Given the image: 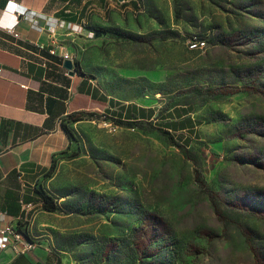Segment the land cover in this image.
<instances>
[{"label": "rangeland", "instance_id": "rangeland-1", "mask_svg": "<svg viewBox=\"0 0 264 264\" xmlns=\"http://www.w3.org/2000/svg\"><path fill=\"white\" fill-rule=\"evenodd\" d=\"M140 1L117 24L68 29L81 107L41 184L58 209L18 227L29 256L264 264V0ZM82 77L98 99L77 95ZM130 104L145 118L130 124ZM175 109L184 129L167 124Z\"/></svg>", "mask_w": 264, "mask_h": 264}, {"label": "crops", "instance_id": "crops-1", "mask_svg": "<svg viewBox=\"0 0 264 264\" xmlns=\"http://www.w3.org/2000/svg\"><path fill=\"white\" fill-rule=\"evenodd\" d=\"M134 1L0 0V229L30 226L44 210L38 190L54 160L71 144L63 121L81 106L73 92L78 74L72 76L64 67L73 33L69 27L117 24L141 11V1L140 6ZM75 87L77 95L99 97L87 77ZM7 240L0 248V264H13L21 254L16 248L24 244L11 235ZM24 255L33 264L49 261L44 252L34 258Z\"/></svg>", "mask_w": 264, "mask_h": 264}, {"label": "trees", "instance_id": "trees-1", "mask_svg": "<svg viewBox=\"0 0 264 264\" xmlns=\"http://www.w3.org/2000/svg\"><path fill=\"white\" fill-rule=\"evenodd\" d=\"M135 2V1H134ZM81 74H83L84 72L80 71ZM66 78V83H67V86H69L70 84V80L69 78L65 77ZM64 98H67V95L64 94L63 96ZM136 109L140 111V113L137 114L136 112ZM176 110V114H178V118H180L179 120H172L171 122H167V124L171 125V126H177V125H180L182 127L180 128H185L184 127V123L185 121H189L190 119L188 117H185L184 118V115L188 113V111H185L183 113H180L178 109H175ZM153 110H150V115L153 113L152 112ZM125 116L128 118V122L130 124H134V122L137 121V119H144L145 116H146V110L143 108V107H137V105L135 104H130L128 105L127 109L125 110L124 112ZM119 114L121 115V113L119 112ZM69 115V114H68ZM71 117V120H78L80 119L79 116L77 117H74V116H70ZM183 117V118H182ZM67 119V118H66ZM66 119L65 121H63V127L65 128V130L67 131V133L69 134V136H73V132H72V129L70 128V126L66 123ZM158 129L163 133L165 134L166 136L170 137L171 139H174V140H177L179 142H181V144L183 145H186L184 141L178 139L175 137L174 134H172L168 128H165V127H162V126H158ZM55 161V160H54ZM53 167H54V162L52 164V166L50 167V169L48 170V172L46 173V176H51L52 173H53ZM40 196H41V199H42V206H43V209L44 210H47V211H56L58 209V202L55 200V198L53 196H51L47 190L43 189L42 187L39 188L38 190ZM22 231V230H20ZM22 233L28 237L29 234H28V230H25L24 232L22 231ZM13 264H33L31 263L28 258L24 255V254H20L19 257L13 262ZM34 264H41L40 262H36Z\"/></svg>", "mask_w": 264, "mask_h": 264}, {"label": "built area", "instance_id": "built-area-1", "mask_svg": "<svg viewBox=\"0 0 264 264\" xmlns=\"http://www.w3.org/2000/svg\"><path fill=\"white\" fill-rule=\"evenodd\" d=\"M135 2H137L140 6V2L138 0H135ZM73 28H78V27H74ZM16 35H18V33H15ZM52 52H55V48L51 49ZM65 59H70V56L68 53H66L64 55ZM15 240V241H19V240H24V244L21 248H16V250L21 253H27L30 252L34 249L35 244L29 240L21 231L17 230L16 228H14L13 226H7L5 228H1L0 229V248H5L9 243V241L7 240L8 236H10Z\"/></svg>", "mask_w": 264, "mask_h": 264}, {"label": "water", "instance_id": "water-1", "mask_svg": "<svg viewBox=\"0 0 264 264\" xmlns=\"http://www.w3.org/2000/svg\"><path fill=\"white\" fill-rule=\"evenodd\" d=\"M64 67L69 71L70 75L75 74L74 62L72 59H66L64 62Z\"/></svg>", "mask_w": 264, "mask_h": 264}]
</instances>
